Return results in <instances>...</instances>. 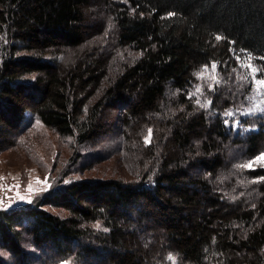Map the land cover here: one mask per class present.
<instances>
[{"label":"trees","instance_id":"obj_1","mask_svg":"<svg viewBox=\"0 0 264 264\" xmlns=\"http://www.w3.org/2000/svg\"><path fill=\"white\" fill-rule=\"evenodd\" d=\"M251 66L264 0H0V146L31 112L79 148L113 139L131 170L0 210V264H264V116L232 124Z\"/></svg>","mask_w":264,"mask_h":264},{"label":"rangeland","instance_id":"obj_2","mask_svg":"<svg viewBox=\"0 0 264 264\" xmlns=\"http://www.w3.org/2000/svg\"><path fill=\"white\" fill-rule=\"evenodd\" d=\"M106 36L110 38V32L95 38L88 45L100 42L103 44L106 42ZM73 57L74 54H71V58ZM213 66L203 67L197 75V84L190 91L195 101L205 107L209 103L203 87L208 86L211 89L217 79ZM256 69L254 66L250 67V80L253 85L245 107L232 122L235 128H241V118L264 116V84H257V81L264 78L257 77L259 73ZM107 114L110 116L105 124L111 133L116 131L113 127L114 118L118 113L108 110ZM226 116L235 115L230 112ZM226 121L229 123V118ZM250 129L247 127L246 130ZM114 149V140L108 138L97 140L95 145L89 144L79 148L70 138L59 135L55 129L45 126L35 114L28 112L22 122V129L11 137L6 145L0 146V210L35 203L46 193L71 182L130 177L131 170L126 166V162L121 161L114 153ZM101 150L112 151V158L106 162L90 164L91 156ZM262 160L264 153L259 155L255 162ZM46 209L61 216L66 215L64 211L51 206Z\"/></svg>","mask_w":264,"mask_h":264},{"label":"snow or ice","instance_id":"obj_3","mask_svg":"<svg viewBox=\"0 0 264 264\" xmlns=\"http://www.w3.org/2000/svg\"><path fill=\"white\" fill-rule=\"evenodd\" d=\"M217 39H219V37H217ZM213 67H215V65H214ZM257 84H258V85H260V84H264V80H262V81H257Z\"/></svg>","mask_w":264,"mask_h":264}]
</instances>
